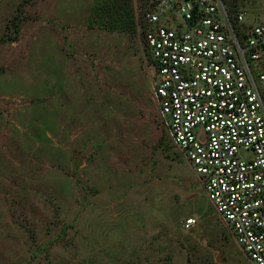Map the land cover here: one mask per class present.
Segmentation results:
<instances>
[{"label": "rangeland", "instance_id": "374dc122", "mask_svg": "<svg viewBox=\"0 0 264 264\" xmlns=\"http://www.w3.org/2000/svg\"><path fill=\"white\" fill-rule=\"evenodd\" d=\"M223 1L264 21V0ZM141 5L0 0V264H251L172 144L132 26H91Z\"/></svg>", "mask_w": 264, "mask_h": 264}, {"label": "built area", "instance_id": "2783aa9c", "mask_svg": "<svg viewBox=\"0 0 264 264\" xmlns=\"http://www.w3.org/2000/svg\"><path fill=\"white\" fill-rule=\"evenodd\" d=\"M141 2L137 36L170 140L246 259L264 264V21L223 0Z\"/></svg>", "mask_w": 264, "mask_h": 264}, {"label": "trees", "instance_id": "16d2710c", "mask_svg": "<svg viewBox=\"0 0 264 264\" xmlns=\"http://www.w3.org/2000/svg\"><path fill=\"white\" fill-rule=\"evenodd\" d=\"M105 16H106V14H105L104 8H103L101 14L99 15V17L95 18L94 20L91 21V26L93 28L94 27H98V28L105 27V28H108L107 25H111L112 24L114 26H117V28H111V29L112 30H118L120 32H126L127 31V27H131L132 26V31L135 32V34L137 35V26H136V22H135L133 11H131V15H129V12L127 10H125V8H123L120 13H117V15H114V16L110 17L109 19L106 18ZM13 28H14L13 35H12V37H10L8 39L10 42H15L17 40L18 33H19V27H18L17 24L14 23L13 24ZM97 148H98V146L96 147V149Z\"/></svg>", "mask_w": 264, "mask_h": 264}, {"label": "water", "instance_id": "95a60500", "mask_svg": "<svg viewBox=\"0 0 264 264\" xmlns=\"http://www.w3.org/2000/svg\"><path fill=\"white\" fill-rule=\"evenodd\" d=\"M192 197H194V196H192ZM221 261H222V260H221V258H220V254H219V255L217 256V258H216V262H217V263H221Z\"/></svg>", "mask_w": 264, "mask_h": 264}]
</instances>
